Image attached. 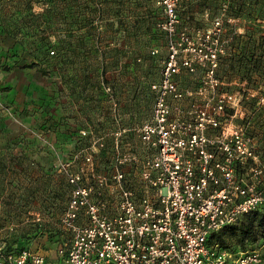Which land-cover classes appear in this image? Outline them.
I'll return each instance as SVG.
<instances>
[{
	"label": "built area",
	"instance_id": "built-area-1",
	"mask_svg": "<svg viewBox=\"0 0 264 264\" xmlns=\"http://www.w3.org/2000/svg\"><path fill=\"white\" fill-rule=\"evenodd\" d=\"M155 1L163 11L168 54L160 80L151 85L156 92L152 118L135 128L152 151L139 186L119 168L137 162L130 152L118 156L112 178L87 185L79 173H70L72 189L60 220L68 239L56 242L55 255L30 246L16 251L8 248L0 229V264L264 263L258 249L234 252L209 243L213 233L242 215L264 211V161L250 137L222 126L234 100L217 91L223 84L216 75L221 49L214 40L219 37L202 35L196 44L184 29L178 31L184 0ZM221 27L218 18V33ZM197 60L206 70L195 94L213 95L205 106H183L193 92L182 91L177 76L183 67L194 71Z\"/></svg>",
	"mask_w": 264,
	"mask_h": 264
},
{
	"label": "rangeland",
	"instance_id": "rangeland-1",
	"mask_svg": "<svg viewBox=\"0 0 264 264\" xmlns=\"http://www.w3.org/2000/svg\"><path fill=\"white\" fill-rule=\"evenodd\" d=\"M26 1H12L11 6L4 7L5 10L3 9L4 11L0 13V16L2 24L8 28L9 34L15 37L17 41V52L21 55L22 62L24 63L26 60L29 66L35 61L34 54L40 55L39 38L43 35L49 37L53 45L52 49L56 51L55 43L59 34L58 30L47 31L41 27L42 31L41 29L37 31V28L31 27L30 16L27 17L26 15ZM151 1L153 7L158 6L155 0ZM41 2V0H32L34 13L43 10L44 6ZM226 8L227 5H224L220 13L213 16L205 0H191L189 3L183 1L179 9L178 31L184 29L196 44L202 35H210V38L219 37L218 42L214 40L215 44L218 43V50L221 49L218 54L216 75L223 81V84L217 91L231 94L234 100L231 104L233 109L230 108L232 115L231 117H224L225 122L222 123V126H233L244 133L246 137H250L257 154L264 161V134L255 123L257 115L256 112L254 113L250 102L252 98H256V108L264 107L263 87L256 88L250 85L248 80L242 78L240 74L228 75L221 65L220 56L226 53V46L229 41L228 37L225 38L228 30L227 23L237 33H242L244 25L247 24L243 17L228 15ZM185 10L187 12L183 14ZM218 18L222 22L219 33L215 29V21ZM162 21L163 18L158 20L156 28L159 32L154 40H143V42L149 41V43L143 44L144 46L141 45V47L134 44L135 49L139 48L142 51V55L137 61L147 71L150 70V67H147L149 61L145 60L143 53L150 54L154 58V69L149 71L151 73V85L160 80L164 60L168 54V38L160 25ZM34 42L35 44H33ZM54 51L51 50L50 54L55 55ZM33 68L36 69V75L41 77L40 80L34 77L29 87H14L15 94L11 98L0 96V154L7 150L5 145L7 140L21 141L27 138L28 141H32L31 146H33L34 151L30 152L34 154V157L42 162L47 161V168L51 174L48 179V191L50 193L48 192L47 195L50 196L52 192L54 193L52 195L54 203L48 208L47 215H44L39 206L38 195L34 200L35 206H38L22 210L21 220H14L10 226H13L20 233L23 227L35 223H48L51 231L45 235L38 234L32 238L29 246L43 251L47 250L51 255H55L56 245L52 241L57 238L61 242L68 239V234L62 228L60 220L72 189V185L67 179L70 173H79L87 185L95 183L99 177L112 178L116 173L118 156L130 152L137 156V162L134 164L127 163L122 167L119 166V168H124L125 176L131 179L135 186H139L143 163L152 154V151L140 139L135 128L151 120L156 92L151 86H148V89L144 88L141 95L136 96L134 90L126 84L128 82H123L124 84L120 82L123 86L115 83L116 88L104 85L103 90L107 97L101 101V105L87 109L86 113H81L79 103L69 97V89L64 84L61 73L51 72L49 75H44L39 71L40 65L33 66ZM205 70L206 68L197 60L194 71L183 67L178 74L177 81L182 91L192 89L193 92L192 100L185 98L181 102L183 106L190 102L197 107L205 106L206 101L213 95L212 92H208L206 95L195 94L205 76ZM142 71L144 70H141L140 73L143 75L144 72ZM107 76L110 77L111 74L108 72ZM128 77L124 80H130L131 74ZM6 90L8 88L0 87V92ZM114 90L118 96L114 95ZM215 106L216 103L213 101L209 103L210 110L213 111ZM71 112L79 115L77 122L79 126L77 132H74V134L77 133L74 138L68 137L65 132L67 128L72 126L71 124H67L68 126L60 125L56 132L49 130L50 124L55 121L64 122V117ZM70 121L75 122L72 119ZM44 125L49 128L44 127ZM20 146L17 147L20 148ZM35 170H37V174L41 173L40 167H35ZM13 173L15 174V172ZM14 174L11 175V178L16 182L18 179L21 182L26 181V184L30 182L28 179L24 180V177L18 172L16 175ZM37 177L39 175L33 176L31 182L34 183L38 179ZM66 184L69 186L66 187ZM60 188L63 189L62 197L61 195L57 197V194L61 192ZM114 191L116 193V190ZM7 197V192L0 195V215L6 213L4 201ZM45 243L50 247L45 246ZM226 244L229 249L235 252L258 249L264 254V236H259L254 242L246 240L244 245H241L236 236L233 235L227 237Z\"/></svg>",
	"mask_w": 264,
	"mask_h": 264
},
{
	"label": "trees",
	"instance_id": "trees-1",
	"mask_svg": "<svg viewBox=\"0 0 264 264\" xmlns=\"http://www.w3.org/2000/svg\"><path fill=\"white\" fill-rule=\"evenodd\" d=\"M41 1L44 7L39 13L32 11V0L26 1V15L30 16L31 27L37 28V31L41 27L47 31L58 30L59 35L55 43L56 51L52 49L49 37L43 35L39 38L38 42L41 44L39 49L42 52L40 51V55L34 54L35 61L29 66L40 65L39 71L44 75L51 72L61 73L62 80L69 89V97L79 103L81 113L101 105V101L107 97L103 90L104 85L116 88L115 83L122 85L120 82H128L126 84L134 90L136 96L141 95L144 88L148 89V86H151L149 71L154 69V58L143 53L145 60L149 61L147 67L149 66L150 70L147 71L137 61L142 51L139 48L135 49V45L141 47L156 38L159 32L156 25L158 20L163 18V11L159 5L153 7L151 0ZM184 1L189 3L191 0ZM205 1L213 16L227 5L228 15L246 19L247 24L244 25L242 33H237L227 23L225 38L228 37L229 41L226 53L220 56L221 65L228 75L240 74L250 85L256 88L263 87L264 90V0ZM186 12L187 10L183 14ZM51 50L55 55L50 54ZM141 70H144L143 75L140 73ZM108 72L111 74L110 77L107 76ZM130 74L131 79L124 80L129 78ZM114 95H117L115 90ZM250 102L257 115L255 123L264 134V107L256 108V98H252ZM69 118L75 122H71ZM78 119L79 115L71 112L64 117V122L55 121L49 125L50 128L45 125L44 127L56 132L60 125L71 124L72 126L65 132L68 137L74 138L77 134L74 132H77L79 126ZM31 144L32 141H28L27 138L21 141L7 140L5 144L7 150L0 154V195L3 192L8 193L4 201L6 213L0 215V229L1 237L7 242L10 250L18 251L29 247L32 238L51 231L48 223H35L23 227L20 233L14 227L10 228L14 220H21L22 210L38 206H32L38 195L39 206L43 212L45 211V215L54 203L52 196L54 193L47 195L48 179L51 176L47 161L42 162L34 157L30 152L34 151ZM35 167H40V174H37L38 169L35 170ZM17 172L24 180L28 179L31 182L33 176L38 175L39 180L27 184L26 181L21 182L19 179L16 182L11 175H16ZM68 186L66 184V187ZM60 190L57 197L63 193V189ZM233 235L241 245H244L246 240L254 242L259 236H264V211L256 209L242 215L236 223L213 233L209 243H219L229 249L226 246L227 237ZM59 241L57 238L52 243L56 244Z\"/></svg>",
	"mask_w": 264,
	"mask_h": 264
},
{
	"label": "crops",
	"instance_id": "crops-1",
	"mask_svg": "<svg viewBox=\"0 0 264 264\" xmlns=\"http://www.w3.org/2000/svg\"><path fill=\"white\" fill-rule=\"evenodd\" d=\"M11 2H0V13L7 6H11ZM17 49L15 37L9 34V30L2 24L0 16V87L8 88V90L0 92V96L11 98L15 94L14 87H29L34 77L38 80L41 79L40 76L36 75L35 68L28 66L26 60H24V63L22 62L23 59Z\"/></svg>",
	"mask_w": 264,
	"mask_h": 264
},
{
	"label": "flooded vegetation",
	"instance_id": "flooded-vegetation-1",
	"mask_svg": "<svg viewBox=\"0 0 264 264\" xmlns=\"http://www.w3.org/2000/svg\"><path fill=\"white\" fill-rule=\"evenodd\" d=\"M32 206H35V203H33V204H32ZM42 214H44V215H45V211H44V212L42 211Z\"/></svg>",
	"mask_w": 264,
	"mask_h": 264
}]
</instances>
